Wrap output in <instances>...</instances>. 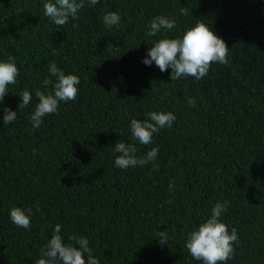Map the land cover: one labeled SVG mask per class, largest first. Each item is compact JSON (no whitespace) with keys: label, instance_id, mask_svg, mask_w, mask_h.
<instances>
[{"label":"trees","instance_id":"trees-1","mask_svg":"<svg viewBox=\"0 0 264 264\" xmlns=\"http://www.w3.org/2000/svg\"><path fill=\"white\" fill-rule=\"evenodd\" d=\"M45 2L0 0V61L13 57L20 73L0 102V264H35L57 224L65 242L86 237L99 264H203L187 233L225 201L222 220L239 236L227 264H264V0H85L62 27L44 16ZM108 12L119 26L105 27ZM158 15L176 27L146 35ZM198 20L230 48L227 65L172 81L170 68L142 62L154 42ZM53 61L79 77L78 96L34 128L35 90L51 88L43 80ZM26 88L33 98L20 110ZM6 107L17 119L5 125ZM151 111L177 119L145 146L130 122ZM118 141L134 143L138 157L159 154L119 169ZM12 207L33 209L30 229L12 223Z\"/></svg>","mask_w":264,"mask_h":264},{"label":"clouds","instance_id":"clouds-1","mask_svg":"<svg viewBox=\"0 0 264 264\" xmlns=\"http://www.w3.org/2000/svg\"><path fill=\"white\" fill-rule=\"evenodd\" d=\"M95 6L99 0H88ZM85 7V0H46L43 4L44 16L58 27L69 22V19H78L79 10ZM181 15H187V9H181ZM121 17L117 12H108L103 16L105 27L111 29L119 26ZM148 36H156L162 29L169 32L176 27L175 19L166 16H156L149 25ZM230 48L223 38L219 37L203 21H197L195 26L188 27L182 35L175 38L163 37L152 44L147 55L142 61L145 65L153 63L161 72L171 69L172 81L181 78L192 77L199 81L207 76L212 63L227 65ZM50 78L43 80V85L51 88L47 93L40 88L35 90L38 102L30 115V121L34 128L44 123V117L58 113L60 102L74 101L78 96L80 79L75 74H65L53 61L48 69ZM13 57L0 61V102H3L9 92V85H14L19 76ZM54 77V80L52 79ZM22 103L19 109L27 107L32 101V92L27 88L19 94ZM191 107L196 106L194 98L188 99ZM4 124H11L17 119V113L10 107L3 109ZM145 120L132 119L130 122L131 138L141 145H149L153 142V134L161 129L171 128L177 117L173 112L151 111L145 113ZM35 153V149L33 150ZM114 152L118 153L115 158V166L127 170L136 166L146 165L155 161L159 148L153 147L143 157L137 156V147L134 143L118 141ZM155 170H159L158 167ZM173 188L169 184V190ZM169 203L171 201H168ZM39 210V204H37ZM228 210V202H217L211 209V215L187 233L186 244L189 254L203 264H227L235 252V246L239 243L238 231L235 227L229 230V226L223 222L222 214ZM34 215L31 207H12L10 219L17 227L31 228V217ZM61 233V225L55 226L52 237L43 245L40 258L35 264H99V259L94 257L86 237L70 235L65 242ZM157 237L161 243H166L168 236L166 231H157Z\"/></svg>","mask_w":264,"mask_h":264}]
</instances>
